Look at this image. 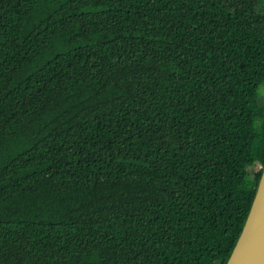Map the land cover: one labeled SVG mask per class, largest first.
<instances>
[{"label": "trees", "instance_id": "16d2710c", "mask_svg": "<svg viewBox=\"0 0 264 264\" xmlns=\"http://www.w3.org/2000/svg\"><path fill=\"white\" fill-rule=\"evenodd\" d=\"M263 86L264 0H0V264H225Z\"/></svg>", "mask_w": 264, "mask_h": 264}, {"label": "water", "instance_id": "95a60500", "mask_svg": "<svg viewBox=\"0 0 264 264\" xmlns=\"http://www.w3.org/2000/svg\"><path fill=\"white\" fill-rule=\"evenodd\" d=\"M225 264H264V166L248 217Z\"/></svg>", "mask_w": 264, "mask_h": 264}, {"label": "rangeland", "instance_id": "374dc122", "mask_svg": "<svg viewBox=\"0 0 264 264\" xmlns=\"http://www.w3.org/2000/svg\"><path fill=\"white\" fill-rule=\"evenodd\" d=\"M260 97L261 104L264 105V86L261 88ZM260 169L261 166L259 164H256L254 167H252L249 171V179L253 180L255 175L260 171Z\"/></svg>", "mask_w": 264, "mask_h": 264}, {"label": "built area", "instance_id": "2783aa9c", "mask_svg": "<svg viewBox=\"0 0 264 264\" xmlns=\"http://www.w3.org/2000/svg\"><path fill=\"white\" fill-rule=\"evenodd\" d=\"M261 166V165H260ZM260 170H262V166H261V169Z\"/></svg>", "mask_w": 264, "mask_h": 264}]
</instances>
